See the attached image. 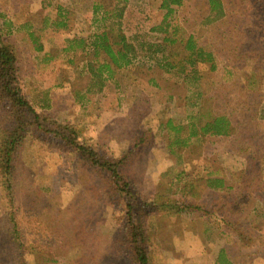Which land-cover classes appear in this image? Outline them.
Returning <instances> with one entry per match:
<instances>
[{"label": "rangeland", "instance_id": "rangeland-1", "mask_svg": "<svg viewBox=\"0 0 264 264\" xmlns=\"http://www.w3.org/2000/svg\"><path fill=\"white\" fill-rule=\"evenodd\" d=\"M223 1L226 12L217 19L208 0L172 5L176 12L170 19L214 54V69L205 61L185 71L182 66L169 71L158 64L165 59L160 52L149 57L140 48L134 62L117 70L102 91L89 77L88 51L69 48L71 38L87 37L95 29L92 1L0 0V11L9 18L6 29L17 49L25 93L37 106L49 110L52 119L74 125L79 139L99 151L120 154L143 137L137 160L127 169L144 197L160 202V194L170 196L176 190L172 182H177L178 175L184 178L178 181L183 184L208 166L219 168L237 185L247 164L243 154L235 156L236 150L230 148L237 146L228 142L232 136L193 138L188 147L170 152L161 126L168 118L183 124L199 114L205 119L225 114L238 121L247 119L243 114L250 116L256 125L245 133L250 142L259 144L258 157L264 167V0ZM113 3L123 9L119 20L131 42L162 43L165 34L153 30L165 16L162 0ZM59 10L66 14L68 28L54 26ZM253 30L252 36L247 34ZM181 58L179 55L176 60ZM89 81L91 93L86 92ZM77 90L86 92L85 100H77ZM46 136L27 134L17 153L18 184L26 190L18 212L24 239L48 253L59 249L58 239L74 240L75 232L76 237H83L77 245L69 244L64 254L42 264H134L124 251L123 212L107 198L112 192L110 182L73 151ZM213 192L198 190L200 194L192 200L217 206V202L209 203L218 198ZM254 194L261 198L250 218L256 233L264 234V194ZM27 201L34 207L31 215L26 213L30 207ZM179 216L159 211L147 217L150 230L152 225L154 264H227L222 253L231 264H264L260 240L254 238L251 244L241 246L234 241V233L224 231L205 215L184 212ZM47 225L52 226L56 238L44 228Z\"/></svg>", "mask_w": 264, "mask_h": 264}, {"label": "trees", "instance_id": "trees-1", "mask_svg": "<svg viewBox=\"0 0 264 264\" xmlns=\"http://www.w3.org/2000/svg\"><path fill=\"white\" fill-rule=\"evenodd\" d=\"M90 1H92L91 10L95 29L87 37L71 38L69 48L82 47L88 51L90 56L87 63L89 77L93 79L92 82L95 80L99 91L103 90L107 80L112 79L117 70L128 68L134 62L139 55L140 48L149 54V57L160 52L165 59L159 60L158 64L169 71L177 66H182L181 70L185 71L188 66L194 68L199 62L205 61L211 62L212 68H215L214 54L199 45L193 34H186L180 25L170 20L176 12V8L172 5L181 7L184 5V0H162L161 6L166 9L165 16L158 26L153 27V30L163 32L165 35L162 43L157 45L129 40L119 20L123 9L117 8V3L114 4L113 0H110L111 4H106L109 2L107 0ZM117 1L127 2L128 0ZM208 1L210 11L215 13L214 19L226 12L223 0ZM8 20L5 13L0 11V189L2 190L0 193V264H42L45 261H53L57 254H64L67 251L69 244L77 245V241L83 238L76 237L78 233L75 232L74 240L58 239L61 242H59L60 246L57 251L43 253L23 237L19 227L18 212L21 207L19 201L23 199L26 190L18 184L20 178L16 161L22 140L31 132L39 136L45 134L46 138L48 137L57 146L67 147V151L74 152L79 160L81 159L88 167L96 169L106 181L110 182L112 192L107 198L110 202L117 203L123 212L124 235L122 240L123 245L126 246L124 251L134 264H154L152 225L150 230L147 217L159 211L169 216L180 215L179 217L184 212L205 215L210 222L215 221L220 224L224 231L234 233L237 236L234 239L236 244L249 245L255 238L260 240L259 245L264 250V234L256 233L250 218L261 198V195L254 196V192L259 191L264 194V167L260 165L258 157L259 144L250 142L251 139L245 133L250 126L255 127L256 123L253 118L243 114L241 117L247 119L238 121L225 114H218L212 116L211 119H205V115L199 114L192 115L191 119L183 124H176L171 118L161 122V126L167 133V146L170 152H175L176 149L181 151L182 148L188 147L193 138L217 139L218 136H222L223 138L220 139H224L232 136L228 142H235L237 146H230V148L236 150L235 156L243 154L247 164L242 169L244 174L237 185L221 173L219 168L208 169L207 166L195 174L192 181L187 179L183 184L178 181L184 178L179 179L180 175H178V184L172 182L176 190L173 193L170 192V196L160 194L162 199L160 202L145 198L137 186V179L127 169L129 163L137 160V149L145 139L138 137L129 149L120 154L99 151L89 142L79 139L74 125L60 124L52 119L49 110L37 106L25 93L20 80L19 58L16 46L9 38ZM54 26L68 28V18L62 10H59ZM247 34L252 36L254 30ZM32 37L36 39L33 34ZM87 47L88 50H86ZM179 55H182V58L178 62L176 57ZM90 81L87 93L93 91ZM86 92L75 91L77 100H85ZM253 106H256V103ZM198 190L214 191L213 193L218 195V198L209 203L217 202V206L208 207L192 200L200 194ZM220 198L222 199L219 200ZM27 202L30 207L26 208V213L31 215L34 213V207H31L29 201ZM44 228L56 238L51 225ZM56 228L58 231L62 230L61 225ZM2 238L5 239V243ZM249 249L253 250L254 247ZM221 255L224 262L231 264L225 259L223 253ZM103 258L104 254L101 258L99 257V261Z\"/></svg>", "mask_w": 264, "mask_h": 264}]
</instances>
